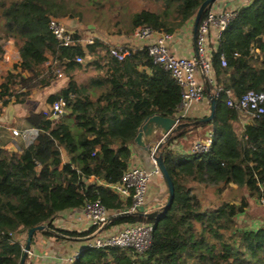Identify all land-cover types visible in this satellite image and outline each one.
<instances>
[{
	"label": "trees",
	"instance_id": "16d2710c",
	"mask_svg": "<svg viewBox=\"0 0 264 264\" xmlns=\"http://www.w3.org/2000/svg\"><path fill=\"white\" fill-rule=\"evenodd\" d=\"M87 1L102 7V0ZM144 1L156 9L135 12L126 37L140 27L174 34L193 20L205 0ZM235 14L211 57L214 80L221 88L215 97V115L209 123L179 130L161 147L174 201L162 218L150 220L120 216L130 201H122L107 185L118 183L129 168L133 139L147 117L176 119L181 92L170 73L153 63L146 48L130 52L123 61L110 58L104 76L97 80L103 90L93 98L70 74L81 67L73 58L85 56L82 49L59 47L48 29L51 17L80 16L75 1L0 0V40L12 39L20 56L14 70L20 68L47 84L46 80L58 78L45 66L51 58L67 77L63 89L48 97L49 105L65 103L63 114L49 120L41 112L30 113L27 122L37 131L35 137L16 151H0V264H19L18 236L37 226L48 230L33 237L87 240L95 228L67 231L53 221L63 211L82 209L96 200L109 212V225L153 224L150 246L142 254L87 249L72 264H264V226L245 229L235 221L264 185V116L237 130L239 114L227 106L225 93L230 91L236 98L250 90L264 94V0H251ZM105 48L99 41L88 48L91 63L100 65ZM20 78V72H9L0 84V112L10 104L25 103L28 93L16 88ZM204 95L209 98L205 88ZM67 120L76 126V134ZM206 126L213 131L207 153L182 155L170 148L186 133ZM231 184L248 193L237 204L223 200L207 207L193 190L198 185L220 195Z\"/></svg>",
	"mask_w": 264,
	"mask_h": 264
},
{
	"label": "built area",
	"instance_id": "2783aa9c",
	"mask_svg": "<svg viewBox=\"0 0 264 264\" xmlns=\"http://www.w3.org/2000/svg\"><path fill=\"white\" fill-rule=\"evenodd\" d=\"M209 8L205 18L199 24L196 34L197 55L184 58L173 54L170 51L169 44L173 39V34L163 31H154L148 27H140L135 30L132 36L128 37L129 42L125 44H111L108 39H100L94 32L88 31L84 34L69 27L65 20L51 17L48 22V29L55 38L59 47L69 48L79 46L85 56L77 55L73 62L83 65L86 60H90L88 48L93 46L96 41L105 45L101 52L102 59L100 64L105 66L110 58L123 61L132 51L147 49L148 55L153 63L170 73L173 80L178 85L181 92V101L178 108L176 122L179 119L189 118L192 110L204 100V84L197 77V71L208 80L213 87V96H218L221 88L215 83L211 67V57L217 47L221 33L234 18L235 11L229 9L215 10ZM228 1V0H224ZM133 42H146L143 46H135ZM222 67L226 66L224 57H221ZM47 68L54 71L58 78L63 77L61 70L56 68V62L50 59L45 64ZM227 95L226 104L228 107L235 109L238 114V123L246 125L253 119L264 116V94L255 91H247L240 98L233 96L230 91L225 92ZM63 101H56L48 105L41 114L43 118L55 120L63 114ZM10 135L15 138L26 139L28 131L9 128ZM213 144V131L210 130L203 140L192 144L189 154H204L209 151ZM156 146L150 147L149 157L153 169L147 170L142 167H130L122 174L118 183L107 185L122 201H130V205L122 213L135 215L140 206L148 211L146 204V193L149 181L152 176L160 175L155 163ZM171 149L177 150L176 145L172 144ZM259 206L264 207V185L260 186V195L255 199ZM82 212L90 228H95L92 235L87 239L85 247L67 257L62 264H72L80 253L87 249H119L131 250L135 253L142 254L146 252L151 243L153 224L151 223H134L122 224L112 233H105V228L110 224L109 212L102 205L100 200L89 201L82 207Z\"/></svg>",
	"mask_w": 264,
	"mask_h": 264
},
{
	"label": "crops",
	"instance_id": "0c3cea01",
	"mask_svg": "<svg viewBox=\"0 0 264 264\" xmlns=\"http://www.w3.org/2000/svg\"><path fill=\"white\" fill-rule=\"evenodd\" d=\"M250 2L251 0H218L213 7L217 11H220L221 9H229L236 12L238 9L249 5ZM192 26L193 20L188 21L183 26L187 28L186 33L188 37H186V39H183L180 35L182 33L181 29L173 34V39L169 44V48L176 56L189 58L196 55V50L193 44ZM108 41L111 44H125L129 42L128 38L123 36H117L108 39ZM145 43L133 42L131 44L140 47ZM19 63L20 56L14 41L12 39L0 40V84L4 81L5 76L9 72L15 74L20 72L21 78L18 80L19 85L16 88L28 93L24 104H10L7 107H4L0 112V151H16L27 146L29 141L35 137L37 133V131L28 124V115L30 113H39L46 109L49 105L48 97L60 92L67 82V77L63 74V78L61 79L46 80L47 84H44L46 82L41 83L39 77H33L26 71L21 72L20 68L14 70V67L18 66ZM83 65V67L71 71L70 74L74 76L77 85L84 87L87 92L90 93L91 97L95 98L103 90V87L97 84V80L104 76L103 67L105 66L101 64H93L91 63V60L85 61ZM139 70H142V68H139ZM146 71L149 72L147 69ZM197 77L199 79L203 78L201 71H199ZM9 106L14 107L15 114L10 123H4L1 120ZM208 112V99L207 101L202 100V102L192 110L189 118L200 119L207 116ZM239 125V130H242L243 126L241 123H239ZM9 128L26 130L28 131V137L26 139L12 137ZM210 130H212L211 127L206 126L203 127V129L198 128L186 133L182 138L173 142V144L176 145V151L182 155H189L192 144L199 140H203ZM155 144L156 142L151 144V146H154ZM129 166L142 167L150 171L153 169L149 153L140 150L134 145V143L131 146ZM156 176H159L161 180L157 189L147 188L146 204L148 211L156 210L163 206L167 199V190L164 181L160 175ZM199 189L211 188L199 187ZM227 189H237V187L231 184ZM252 200L254 203H250L246 211L235 218L236 223L245 229H257L264 226V223L262 222L264 220V207L259 206L255 199L252 198ZM231 202L238 203L236 201ZM53 225L67 231L84 232L88 229L87 221L85 220L81 209L59 213L54 219ZM121 226L122 225H116L113 229H118ZM25 238L26 234L18 236L22 249L25 243ZM86 242L87 240L68 239L56 241L52 238H47L42 234H37L31 241L25 264H62L67 257L80 252L85 247Z\"/></svg>",
	"mask_w": 264,
	"mask_h": 264
},
{
	"label": "rangeland",
	"instance_id": "374dc122",
	"mask_svg": "<svg viewBox=\"0 0 264 264\" xmlns=\"http://www.w3.org/2000/svg\"><path fill=\"white\" fill-rule=\"evenodd\" d=\"M76 3V11L80 16H73L72 18H65V23L69 27L75 29L81 34L88 31L94 32L100 39H111L117 36H123L125 38L127 35L124 33L130 26V19L132 15L142 9L155 10L156 5L150 1L144 0H102V7L90 4L87 0H73ZM189 28V26H188ZM186 27L181 28V36L186 39ZM118 31L120 34H118ZM88 61V60H86ZM84 65H81L83 67ZM83 73V71H82ZM199 70L197 71V74ZM204 84V78L200 79ZM210 85V84H209ZM205 88V86H204ZM206 89V88H205ZM213 95V89L210 88L209 96ZM208 96L204 95V100L207 101ZM209 113V112H208ZM70 123L73 132L76 134L78 132L76 126L72 121L67 120ZM240 125L236 123V129L239 130ZM203 129V127H202ZM200 137V136H199ZM159 176H152L148 189H157L160 183ZM194 192L200 196L203 203L207 207H211L219 204L221 201H236L239 203L240 199L244 196L247 197L248 193L242 189H226L220 195L216 194L215 189H199L200 186L193 185ZM167 196V194H166ZM255 199V198H254ZM167 201V199H166ZM165 201V203H166ZM250 203H254L250 199ZM264 223V220L262 221ZM114 226L108 225L105 228V233L114 232Z\"/></svg>",
	"mask_w": 264,
	"mask_h": 264
},
{
	"label": "water",
	"instance_id": "95a60500",
	"mask_svg": "<svg viewBox=\"0 0 264 264\" xmlns=\"http://www.w3.org/2000/svg\"><path fill=\"white\" fill-rule=\"evenodd\" d=\"M215 1L216 0L203 1L198 7L197 12L193 18V26H192L193 44L196 50V55H197L196 34H197L198 25L200 23V20L203 14L206 12V10H208L213 5ZM203 78H204V86L206 88V91L209 93L210 92L209 82L205 78L204 75H203ZM208 99H209V113L207 116L203 118L196 119L192 122L177 123L176 120L173 118L153 115V116L147 117L143 121V123L140 125V127L138 128L137 133L133 139V143L137 148L144 151L145 153H149L151 144H154L155 142L157 143L155 163L159 171V174L162 177L164 184L166 186L167 201L163 206L159 207L156 210H152V211H145V208L143 206H140L135 215L141 216V217H144L150 220H157V219L162 218L167 213L170 206L173 204L174 187L168 175V172L166 171V168L163 164L162 156L159 151L161 147L167 144L170 141V138L179 130L189 127V126H193L197 124H205V123H209L212 121L215 115V97L213 95H210ZM14 114H15L14 107L9 106L6 109L4 117L1 121H3L4 123H10ZM65 160H67V157H65ZM128 215H131V214L123 213L120 216H128ZM47 230L48 229L45 225H41V226L28 229V231L26 232L25 243L22 249V255H21L19 264H25L26 262V257L30 249V245H31V241L33 239L34 233L40 232V231H47Z\"/></svg>",
	"mask_w": 264,
	"mask_h": 264
}]
</instances>
